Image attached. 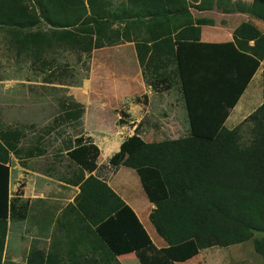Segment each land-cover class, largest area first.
I'll return each instance as SVG.
<instances>
[{
	"label": "trees",
	"instance_id": "1",
	"mask_svg": "<svg viewBox=\"0 0 264 264\" xmlns=\"http://www.w3.org/2000/svg\"><path fill=\"white\" fill-rule=\"evenodd\" d=\"M189 7L201 10L203 0H125L116 7L109 0H0V26L12 33L10 45L25 51L33 63L50 64L47 54L58 49L89 58L94 49L132 41L147 84L168 90L176 76L181 87L186 136L148 142L141 136L140 121L108 159L114 175L121 166L135 172L153 205L149 221L164 245L154 247L133 207L97 174L100 148L78 132L65 147L78 166L70 182L79 189L69 206L74 213L70 251L81 245L80 253L84 249L92 258L80 261L72 255L67 264H121L119 255L153 250L165 256L162 264H180L202 249L264 234V70L262 103L232 129L224 125L264 58V33L242 22L231 41H201L200 25L211 20L193 17ZM243 11L264 20V0H252ZM170 19L176 21L172 28L154 32L155 24ZM40 20L52 28L33 31ZM61 108L60 121L81 124L82 103L69 99ZM120 122L126 123L123 118ZM246 124L251 137L243 144L240 134ZM22 137L20 129H0V263L7 220L26 214L10 191L9 158L19 153ZM41 153L29 149L27 156ZM253 248L264 258V235L253 239ZM141 263L156 264L149 259ZM25 264L62 262L57 253L33 248Z\"/></svg>",
	"mask_w": 264,
	"mask_h": 264
},
{
	"label": "rangeland",
	"instance_id": "2",
	"mask_svg": "<svg viewBox=\"0 0 264 264\" xmlns=\"http://www.w3.org/2000/svg\"><path fill=\"white\" fill-rule=\"evenodd\" d=\"M125 0H109L112 7ZM190 10V9H189ZM52 27L40 20L33 31H49ZM28 30H22L25 34ZM19 32V34H21ZM12 33L0 26V129L16 128L23 131L19 153L10 154V191L25 218L13 215L7 220L6 237L0 264H25L30 249L58 254L60 262L67 264L70 257L80 261L91 259V254L70 251L74 232L70 223L74 213L70 209L78 186L70 184L78 174V166L68 158L65 147L80 132L84 137L91 131L105 152L133 133V124H122L121 118L137 122L139 106L147 105L143 95L151 98L142 125L148 131L142 134L145 141H160L188 134V117L178 78L168 90H154L145 79L140 81L134 47L130 43L94 49L89 58L70 50L58 49L48 53L50 64L33 63L25 51L17 52L10 45ZM47 80V81H46ZM51 81V82H48ZM255 79L241 99L242 106L251 108L258 95ZM146 84H143V83ZM146 95V96H147ZM261 95V90H260ZM74 99L84 106L79 126L59 120L61 103ZM262 99V95H261ZM130 112V113H129ZM126 114V115H125ZM131 114V117H127ZM169 126H164L162 122ZM130 122V121H129ZM238 122L228 120V124ZM152 128L154 130H152ZM150 131H152L150 133ZM168 132V133H167ZM172 133V135H168ZM240 141L248 143L249 125L243 126ZM91 137V136H89ZM92 138V137H91ZM107 145L105 146V142ZM41 151L27 156V151ZM101 152V156H102ZM97 174L110 181L112 186L133 207L148 231L154 247L164 245L149 221L153 205L148 201L135 172L121 166L116 175L108 161L99 156ZM19 190L22 195L19 196ZM28 199V204L25 205ZM264 234L254 232L243 243L228 247H211L180 264H262L264 258L253 248V239ZM153 250V248H151ZM117 258V257H116ZM121 264H162L165 256L157 250L135 252L118 256ZM117 258V259H118ZM133 262V263H129ZM87 264V262H84ZM89 264H96L90 262ZM114 264V263H113Z\"/></svg>",
	"mask_w": 264,
	"mask_h": 264
},
{
	"label": "crops",
	"instance_id": "3",
	"mask_svg": "<svg viewBox=\"0 0 264 264\" xmlns=\"http://www.w3.org/2000/svg\"><path fill=\"white\" fill-rule=\"evenodd\" d=\"M211 2L213 3L212 7L207 8L206 6L208 4H210ZM192 3L196 4L197 2L192 1ZM251 3H252V0H203V5H204L203 9L199 10V9H195L193 7H189L190 12L193 15V17H201L203 19L211 20V23H203L200 25V40L204 41V42L231 41V40H233L234 29L242 22H250V23L254 24L259 30H261L264 33V20L249 14V12H247V11H243V9L245 7H248L249 5H251ZM159 23L160 24H155V27H154L155 33L163 31V30L166 31L170 27L172 28V26L176 24V21H175V19H170V20H165L164 22H159ZM130 32L133 33V32H135V30L131 29ZM141 32L143 33V30ZM173 32H175V31H173ZM125 43H127V44L130 43L134 47V43L132 41H126ZM252 44H253V41L252 40L249 41V45H252ZM134 55H135V52H134ZM137 66L139 69V77H140L139 80L143 81L144 79H143V76L141 73V69H140L138 64H137ZM263 70H264V58L260 61V64H259L257 70L255 71V73L251 77L247 87L245 88V90L243 91L241 96L239 97L237 103L230 109V112L224 121V125L227 128L232 129L233 127L238 125L241 121L244 120V118L247 115H249L252 111H254L262 103L263 98L261 99V95H262V73H263ZM255 79H257V81L253 84H257L255 90L257 92V88H258V95L259 96L257 97V94H256L254 100H252V98H250L251 103H254V105L251 108L242 106L241 99L244 96V94L246 93L250 84ZM143 84H146V83L144 82ZM260 90H261V95H260ZM146 93L148 94L147 90H146ZM147 97H148V101H147L148 103H147V105H145L146 107L151 102L150 96L147 95ZM145 106H142V105L139 106V113L137 116V122H134L133 120H125L124 119L126 122L125 124H128L130 126L133 124L132 126L134 129V127L142 119L146 120L145 116L148 114V109L146 108L144 110ZM127 117H131V114H128ZM230 117H231V121H235L238 123L236 125H235V123H232V122L230 124H228L227 122L230 119ZM162 123L165 125L160 126V129L168 130V129H165L164 127L165 126L168 127L169 124H166L165 121ZM141 129H142V134H147L148 129L145 126L142 125ZM152 130H154V129L152 128ZM151 132L152 131H150V133ZM142 134H141V136H142ZM85 135L86 136L89 135L92 137L94 143H96L98 145V147L100 148V154H101V152H103L102 156L99 154V156L102 158V161H104V159H106L108 161L109 157L119 149V145L122 142V141L119 142L115 146L114 149L109 148V150H107L105 152V150H104L105 147L103 149L100 147V144H98L97 140L95 138H93L91 131H89V133H87ZM168 135H172V133L169 132ZM106 145H107V141L105 142V146ZM100 163L101 162H99L97 164L100 165ZM106 181H108V180H106ZM108 182H110V181H108Z\"/></svg>",
	"mask_w": 264,
	"mask_h": 264
}]
</instances>
